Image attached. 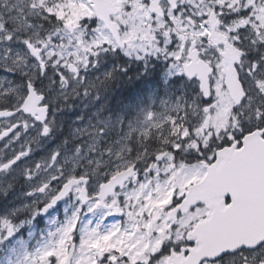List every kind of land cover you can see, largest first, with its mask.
Masks as SVG:
<instances>
[{"label": "snow or ice", "instance_id": "obj_1", "mask_svg": "<svg viewBox=\"0 0 264 264\" xmlns=\"http://www.w3.org/2000/svg\"><path fill=\"white\" fill-rule=\"evenodd\" d=\"M0 264H264V0H0Z\"/></svg>", "mask_w": 264, "mask_h": 264}]
</instances>
